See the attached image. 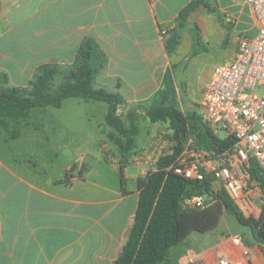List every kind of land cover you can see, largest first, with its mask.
<instances>
[{"label":"crops","instance_id":"1","mask_svg":"<svg viewBox=\"0 0 264 264\" xmlns=\"http://www.w3.org/2000/svg\"><path fill=\"white\" fill-rule=\"evenodd\" d=\"M190 1L0 0V71L29 75L28 83L42 64L67 68L89 36L105 55L93 79L95 88L121 97L120 107L137 111L154 98L167 74L169 87L183 88L189 103L200 104L213 68L232 61L239 38L254 36L258 23L246 0H205L206 5L187 17L177 47L168 53L165 39ZM184 38L187 47L181 52ZM209 57V70L194 80ZM19 136L0 133V264H113L133 224L138 199L137 186L125 184L133 177L126 174L127 164L120 184L117 175L107 182L99 169L93 170L94 179L87 178L81 159L64 162L59 168L64 176H56L38 168L34 155L25 158L8 150L7 143ZM111 163L116 170L123 161ZM146 163L145 174L150 170ZM131 165L139 168L140 176L141 162ZM16 184L27 193L9 201L8 191ZM217 227L191 233L176 248V264H217L221 256L264 264L259 244H243L249 250L243 254V246L217 233Z\"/></svg>","mask_w":264,"mask_h":264},{"label":"trees","instance_id":"2","mask_svg":"<svg viewBox=\"0 0 264 264\" xmlns=\"http://www.w3.org/2000/svg\"><path fill=\"white\" fill-rule=\"evenodd\" d=\"M201 5H206L205 0H192L179 11L176 27L165 39L168 53H172L177 47L180 30L187 17ZM104 63L105 55L99 50L95 39L85 37L69 67L60 68L56 64L45 63L38 67L29 87L6 86L0 89V125L8 131L4 117H24L34 106L58 107L68 97L101 99L109 103L107 124L124 136L125 141L119 136H109L120 152L126 154L137 133L134 120L130 118L131 113L125 123V119L116 113L117 105L121 102L118 95L91 87L95 75ZM59 74L64 81L53 90L52 81ZM0 77L7 81L5 73L0 72ZM167 81L168 74L163 79V87L143 107L149 121L168 123L172 130V152L160 155L154 169L137 178L138 199L133 224L113 264H176L179 257L175 252L176 248L191 233H206L216 228L225 214L232 215L238 223L246 226L264 253V181L253 158H250L249 174L258 181L262 191L261 213L258 218L246 215L224 188L216 189L210 176L201 180L188 179L177 174L172 167L169 168L190 137L198 147L216 152L228 148L234 141L230 136L214 135L197 113L184 114L178 109L174 100L175 91ZM124 163L125 161L120 166L121 172ZM193 195H208L211 201L203 208L184 205L183 200Z\"/></svg>","mask_w":264,"mask_h":264},{"label":"rangeland","instance_id":"3","mask_svg":"<svg viewBox=\"0 0 264 264\" xmlns=\"http://www.w3.org/2000/svg\"><path fill=\"white\" fill-rule=\"evenodd\" d=\"M1 44L7 45V43ZM12 44L10 43L9 45ZM186 47L187 41L184 38L180 48L181 52ZM212 52L210 49V53ZM212 61L213 58H206L203 67L193 75L194 80H199V78L204 76L205 70H209ZM35 75L31 77L30 81L35 78ZM6 76L8 77L7 81H4L0 77V89L6 86L29 87L30 81L27 83L29 75L18 74L13 69ZM63 81L62 75H56L52 81V89L56 90ZM97 86L96 81L93 80L91 87L96 89ZM102 89L109 92L108 88L102 87ZM183 90V88L179 87L175 91L174 100L178 109L184 114L197 113L200 115V104L193 101L189 103V98L184 94ZM118 98L122 101L121 97L118 96ZM143 105L145 104L139 105L137 111L133 110V108L128 109L126 106H121L123 107L121 108L120 105H117V109L123 110L120 111L118 109L116 113L125 119V123L127 117H129V113H131L134 125L137 127V133L133 136V145L126 154L120 152L117 144L109 136H119L125 141L124 136L120 135L115 129L108 130L106 115L109 110V103L101 99L68 97L58 107L52 105L34 106L24 117L18 119L4 117L8 131L6 132L0 127V133L2 135L8 133L10 138H13L11 135H20L16 141L12 140L7 143L8 150L20 151V154L25 158L34 155L33 157L37 159V165H39L37 166L38 168L47 170L56 176H64L65 171L59 170L64 162L69 161L70 163H74L75 159H81L79 163L83 162L81 167L84 168L83 170L87 178L94 179L93 170L99 169L102 176L106 177L107 182H113L112 180L117 175V181L120 184L122 178L120 167L114 170L111 162L116 161V165L118 166L119 163L125 161L127 164L126 174L133 175L132 178H127L125 184L127 188H132L137 186L138 177L145 176V160L147 161L146 167L148 170L154 158L158 155L159 150L162 149L164 151L166 142L168 144L171 142L170 135L172 134V130L169 128L168 123L149 121L145 115ZM219 136L223 137L224 134L220 132ZM151 144H154L156 148L153 151H148L149 158L145 159V147ZM53 145L60 146V148L53 150L51 148ZM99 148H102L103 152L105 151L104 153L112 159L111 162L104 158V153ZM55 151L56 154L53 155ZM136 162H141V166L143 167V172L140 176L138 174L139 168L131 165ZM214 186L219 188V181H215ZM258 188L256 189L257 194L253 196L252 200L253 208L256 212L250 213L242 209L246 215H252L256 218L260 216L262 205V191L260 192ZM21 192L27 193V188L24 187L22 190L20 185L16 184V186L9 189L7 199L14 201ZM218 231H221V235L224 238L229 237L233 239L234 237H240L242 243L246 246L258 245L249 229L238 223L230 214L223 216L217 227V233Z\"/></svg>","mask_w":264,"mask_h":264},{"label":"built area","instance_id":"4","mask_svg":"<svg viewBox=\"0 0 264 264\" xmlns=\"http://www.w3.org/2000/svg\"><path fill=\"white\" fill-rule=\"evenodd\" d=\"M246 1L252 7L258 31L254 36H241L234 59L213 68L200 100L201 120L214 135L222 132L223 137L230 136L234 142L216 152L198 147L190 137L169 168L188 179L210 176L241 209L255 213L252 200L256 189L259 187L261 192V188L250 177L249 169L253 158L264 181V0ZM171 144L166 142L164 151L159 150L150 169H154L160 155L172 152ZM155 148L154 144L145 147V159L148 151ZM210 201L208 195H193L183 204L203 208ZM232 240L243 246L240 237ZM242 252L248 254L249 250L243 246ZM217 264L242 263L221 256Z\"/></svg>","mask_w":264,"mask_h":264}]
</instances>
